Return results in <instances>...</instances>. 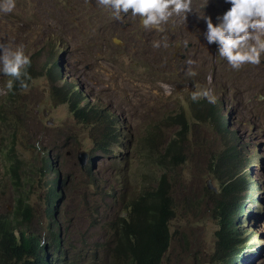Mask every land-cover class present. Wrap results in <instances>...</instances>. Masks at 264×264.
I'll return each instance as SVG.
<instances>
[{
    "label": "rangeland",
    "instance_id": "rangeland-1",
    "mask_svg": "<svg viewBox=\"0 0 264 264\" xmlns=\"http://www.w3.org/2000/svg\"><path fill=\"white\" fill-rule=\"evenodd\" d=\"M14 2L11 12L0 11V47L13 51L22 48L31 60L29 73L35 74L28 89L19 91L22 125L15 147L23 152L24 162L30 167L34 148L30 144L33 137L40 138L62 178H66L58 221L70 234L69 242L105 239L109 231L99 216L111 218L121 206L123 192H138L134 143L145 126L161 118L165 110L189 102L194 91L210 88L237 138L220 139L209 123L192 125L185 161L171 177L176 210L169 225L172 247L163 264H209L219 225L209 190L217 195L233 174L225 166L222 178L211 175L210 150L220 152L231 145L240 147L246 164L243 174L251 180L244 184L246 190L236 191L237 201H244V208L240 219L232 214L238 222L234 237L241 243L246 264H264V57L260 65L249 64L235 71L219 56L218 46L208 44L204 35L207 26L203 17H210L215 25L231 4L208 0L203 7L205 0H192L193 11L186 18L174 16L163 25V31H156L145 29L131 12L116 19L98 0ZM51 55L59 57L61 70L54 94L45 71ZM193 71L196 76L189 75ZM10 79L0 73V100L8 91ZM70 81L82 92L81 108L91 112L100 106L110 113L104 123L112 124L119 133L111 143V157L95 150L91 134H96L97 123H79L70 115L69 105L63 100L69 95L66 83ZM183 112L187 118L192 115L188 107ZM11 129L9 126L0 131V137ZM83 151L89 155L82 168L78 153ZM4 161L0 152V212L12 210L11 174ZM126 161L131 179L130 184L123 185L118 179ZM89 176L97 178L101 190L86 184ZM40 178L39 182V175L33 176L30 203L37 216L31 219V229L47 222L41 199L42 174ZM113 189L117 201L107 198L97 205L104 198L103 191L112 193ZM95 206L99 222L93 224ZM66 250L71 256L69 245ZM99 255H103L102 250Z\"/></svg>",
    "mask_w": 264,
    "mask_h": 264
},
{
    "label": "trees",
    "instance_id": "trees-1",
    "mask_svg": "<svg viewBox=\"0 0 264 264\" xmlns=\"http://www.w3.org/2000/svg\"><path fill=\"white\" fill-rule=\"evenodd\" d=\"M53 62L56 63V58ZM56 81H59L60 71L58 65L54 67ZM52 85L51 94L57 89L53 77L52 68L45 69ZM29 73V68H27ZM30 80L35 76L30 71ZM27 83H29V81ZM61 86H64L61 85ZM78 87L71 82L68 84V97L70 115L79 123L90 120L97 123L96 134H91L95 150L102 151L111 157V143L117 140L119 133L112 124L103 122L108 116L93 109L92 117L88 116L85 108L79 107L82 95L77 91ZM21 90L18 82L13 81V88L8 89L5 96L0 100V131L11 127L10 133H3L0 137V152L4 158L3 165L8 167L12 191V210L0 212V264H163L167 253L172 247V234L170 221L175 216L176 202L171 187V177L175 169L184 163L187 152V135L192 125L197 122L209 123L215 134L222 130V118L220 103L218 100L209 103L207 99H200L181 103L172 109L164 111L161 118L149 122L134 143L135 155L137 156V168H135V181L139 176V189L136 194H121V206L111 217L99 216L102 225L109 234L102 242L82 241V243H70V234L67 235L65 228L58 221L60 205L63 201V193L66 178L61 177L60 186L63 193L52 182L46 186L41 195L43 200V212L47 222L45 225L38 224L30 228L31 219L36 215L34 207L30 203L33 176H40L51 167L50 151L41 144L40 138L33 137L30 144L33 145V164L24 162L25 155L17 147L18 131L21 127V107H18V99ZM188 107L192 115L187 118L183 109ZM16 145V147H15ZM132 148L133 142L129 143ZM232 158L237 160L242 157L236 147L231 153ZM134 158V156L132 155ZM129 160V156H128ZM243 162V160H241ZM236 163V164H237ZM224 158L221 152L210 150L208 163L211 175L214 178H222L224 174ZM128 161L120 167L119 179L123 185L130 184L131 176L126 173ZM246 164L235 170L234 178L228 180L217 195L211 190L209 194L213 199V211L219 219L218 229L215 231L216 244L210 255L209 264H245L242 258V249L238 239L234 237L237 232L238 222H234L233 212L240 219L244 208V201L238 202V192L243 189L246 181L251 182L244 175ZM91 169H88L90 172ZM47 184V181H46ZM86 184L101 190L96 177L89 176ZM101 192V191H100ZM105 202L110 198L117 201L115 189L112 193L104 190ZM95 215L92 217L93 224L99 222L97 207H94ZM44 227V230L40 229ZM65 231V233H64ZM73 238V236H72ZM75 240V239H74ZM70 247L71 256H68L66 246ZM99 250L103 255H99Z\"/></svg>",
    "mask_w": 264,
    "mask_h": 264
},
{
    "label": "clouds",
    "instance_id": "clouds-1",
    "mask_svg": "<svg viewBox=\"0 0 264 264\" xmlns=\"http://www.w3.org/2000/svg\"><path fill=\"white\" fill-rule=\"evenodd\" d=\"M207 2L208 0H205L203 7L206 6ZM226 2L230 3L231 7L222 16L217 18L219 22L215 25L210 17H203L207 26L206 33L204 34L207 43H215L218 46L219 56L226 59L235 71H239L249 64L260 65L262 57H264V0H226ZM98 3L106 9H110L116 19H120L122 15H128L131 12L133 17L138 16L140 18L142 26L145 29L156 31H163V25H166L172 17L183 16L186 18V14L193 11L192 0H98ZM14 7V0H4L3 3H0V11L3 12H11ZM52 57L56 58L58 69L61 71L60 62L58 61L60 59L57 55H51L45 63L48 65L49 70L52 68L51 73L56 85H58L59 81H56V71L54 70L56 63L53 62ZM30 65L31 60L29 56L25 55L22 48L13 51L9 48L0 47V73L11 77L7 84L9 90L13 88V81L18 82L21 89H28L27 81L31 77L27 72V68ZM189 75L196 76L197 73L193 71ZM74 84L77 85L76 83ZM79 93L82 95L81 91ZM202 98L207 99L209 103L214 104L216 102V98L210 88H201L191 94V99L194 102ZM93 109L99 115L100 112L105 115L108 113V116L110 115L104 107L96 106ZM92 111L88 113V116L92 117ZM220 112L224 117L222 118V130L220 134L217 132V135L220 136V139L224 138V140L236 141V131L231 130L227 126L225 122L226 114L221 109ZM235 148V145H231L224 147L220 151L224 158V174L226 173V166L228 170L233 171L231 178L236 176L234 175L235 170L237 171L242 166V163H244L241 161L243 160V154L240 147H237L242 155L238 159L239 163H237L236 159L232 158L231 153ZM49 159L51 167L46 172L44 171L42 175L44 179L43 193L46 186L52 182L57 185L58 190L62 194L63 188L59 182L62 176L51 154ZM93 160L95 159L93 158ZM94 163L95 161H93ZM50 176L53 178H50Z\"/></svg>",
    "mask_w": 264,
    "mask_h": 264
},
{
    "label": "water",
    "instance_id": "water-1",
    "mask_svg": "<svg viewBox=\"0 0 264 264\" xmlns=\"http://www.w3.org/2000/svg\"><path fill=\"white\" fill-rule=\"evenodd\" d=\"M86 156H88V153L85 152V151H83V152H79V153H78V157H79V159H80L81 167H82V168H83V166H84V162H85V158H86Z\"/></svg>",
    "mask_w": 264,
    "mask_h": 264
}]
</instances>
